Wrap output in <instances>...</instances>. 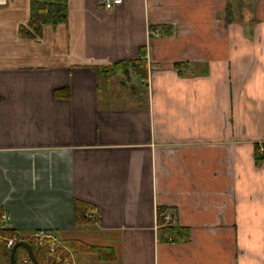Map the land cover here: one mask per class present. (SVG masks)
<instances>
[{"label": "crops", "instance_id": "1", "mask_svg": "<svg viewBox=\"0 0 264 264\" xmlns=\"http://www.w3.org/2000/svg\"><path fill=\"white\" fill-rule=\"evenodd\" d=\"M30 4L0 0L7 229L101 249L73 264H264V0H68L25 38ZM137 58L143 80H98Z\"/></svg>", "mask_w": 264, "mask_h": 264}, {"label": "trees", "instance_id": "2", "mask_svg": "<svg viewBox=\"0 0 264 264\" xmlns=\"http://www.w3.org/2000/svg\"><path fill=\"white\" fill-rule=\"evenodd\" d=\"M30 8V18L26 27L20 28V36L25 38H37L42 34L43 27L45 26H57L63 24L67 21L68 14V0H31ZM164 31L165 35L170 34L169 28H161ZM144 51L140 52V55L143 56ZM183 65L176 64L175 69L179 70ZM97 78L100 82L108 81L112 76L116 74H122L125 78H129L130 72L139 79L143 80L146 77V67L145 64L140 58L130 61H123L116 63L108 67H98L96 68ZM134 87L132 90L136 96L139 92L142 94L144 91ZM142 100H138V104L141 105ZM263 158H261L262 160ZM85 207L83 204L75 203V223L79 224L85 220L84 216ZM163 211L160 209L158 211V223L162 225V216ZM1 213H0V264L9 263L10 250L6 248V240L11 238L14 235H18L22 241L27 242L33 251L34 257L38 263L43 264V258L45 255L44 249H38L34 244L33 240L30 238V235L18 234L13 230L1 229ZM161 236L167 234L172 239H178L180 232H184L186 237L185 230L175 227V228H160L159 229ZM183 234V233H182ZM181 236V235H180ZM182 237V236H181ZM65 244L73 251H83V252H96L100 253L101 249L93 247L87 244H84L80 241L72 240L65 242ZM27 256L26 251L23 248H17L15 252V264H19L22 259Z\"/></svg>", "mask_w": 264, "mask_h": 264}, {"label": "built area", "instance_id": "3", "mask_svg": "<svg viewBox=\"0 0 264 264\" xmlns=\"http://www.w3.org/2000/svg\"><path fill=\"white\" fill-rule=\"evenodd\" d=\"M102 5L105 9L109 10L121 5L122 0H101ZM4 4V2H2ZM156 35V32H153ZM1 229H7L8 219L5 215L1 214ZM175 214L172 211H165L162 216V227L172 228L175 226ZM30 238L33 240L34 244L38 249H44L45 255L43 258V264H73L70 248L65 244L64 241L59 239L54 234L45 231L38 230L30 234ZM166 239L170 240L168 236ZM22 241L18 235H14L6 240V248L11 250L12 247ZM19 264H33L28 255L21 260ZM40 264V263H39Z\"/></svg>", "mask_w": 264, "mask_h": 264}, {"label": "water", "instance_id": "4", "mask_svg": "<svg viewBox=\"0 0 264 264\" xmlns=\"http://www.w3.org/2000/svg\"><path fill=\"white\" fill-rule=\"evenodd\" d=\"M17 248H23L26 251L30 260L33 262V264H39L34 257L31 246L25 241H20L12 247V249L10 250L9 263L8 264H15V252H16Z\"/></svg>", "mask_w": 264, "mask_h": 264}, {"label": "rangeland", "instance_id": "5", "mask_svg": "<svg viewBox=\"0 0 264 264\" xmlns=\"http://www.w3.org/2000/svg\"><path fill=\"white\" fill-rule=\"evenodd\" d=\"M132 78H133V77H132ZM122 80H123V78H122ZM131 80L133 81V80H134V78H133V79H131ZM131 80H130V81H131ZM127 82H128V81H127ZM115 83H117V82L115 81ZM127 84H128V85H131V83H130V82H128ZM127 90H128V89H126V91H127ZM125 95H127V94H125Z\"/></svg>", "mask_w": 264, "mask_h": 264}]
</instances>
